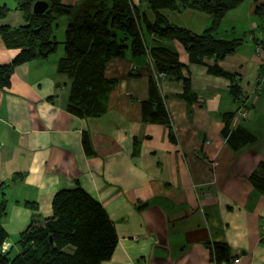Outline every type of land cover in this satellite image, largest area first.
Returning a JSON list of instances; mask_svg holds the SVG:
<instances>
[{
  "label": "crops",
  "instance_id": "1",
  "mask_svg": "<svg viewBox=\"0 0 264 264\" xmlns=\"http://www.w3.org/2000/svg\"><path fill=\"white\" fill-rule=\"evenodd\" d=\"M0 4L9 8L0 25L25 23L14 0ZM259 4L264 0H243L223 15L217 31L220 38L240 39L217 61L239 77L248 109L233 126L225 125L238 104L230 81L208 71L211 57L192 61L176 40L150 34L144 39L146 47L161 44L177 53L193 95L190 101L181 97L182 78L165 74L159 80L167 124L141 118L152 77L145 56L104 63L103 76L116 82L98 116L78 117L65 109L68 79L55 68L61 45L44 59L14 67L9 85L0 88L2 251L18 253L19 234L50 216L53 194L78 184L101 204L116 233L111 256L100 264H216L210 243L224 246L229 264H264V189L249 179L264 163V85L253 90L264 72V57L254 51L256 42L264 43V5L254 11ZM186 9L197 11H169L176 14H166L168 21L195 33L209 24L208 14H184ZM55 21L64 29L67 18ZM17 51L0 39V64ZM236 127L252 140L229 143Z\"/></svg>",
  "mask_w": 264,
  "mask_h": 264
},
{
  "label": "trees",
  "instance_id": "2",
  "mask_svg": "<svg viewBox=\"0 0 264 264\" xmlns=\"http://www.w3.org/2000/svg\"><path fill=\"white\" fill-rule=\"evenodd\" d=\"M34 0H14L24 24L0 25V39L6 48L17 53L7 64H0V88L9 85L14 67L44 59L61 45L62 54L56 60V71L68 79L65 109L78 117L98 116L105 108L107 94L116 80L103 76L104 63L112 57H143L147 50L153 68L167 75L182 78L181 97L190 101L188 81L181 76L182 63L175 51L161 44L144 45V35L178 41L192 61L211 57L208 71L230 81L229 91L236 99L239 77L224 71L217 61L234 51L240 39L218 36L223 15L243 0H138L142 5H132L128 0H77L64 4L61 0H45L47 9L41 14L31 13ZM264 4L255 6L259 13ZM192 8L210 16L209 24L195 33L171 23L166 11ZM9 11L0 4V17ZM59 16L67 18L62 40L52 31ZM264 49L263 42H256ZM256 44V45H257ZM152 77L148 83V99L141 102L144 122L168 123V116ZM233 111L227 115L225 125L231 123ZM237 128V127H236ZM232 128L228 142L238 139L252 140L240 129ZM231 132V131H230ZM84 145L86 139H83ZM86 151H90L86 149ZM249 179L259 190L264 189V163L259 162ZM6 212V200L1 193L0 221ZM51 238V242L49 241ZM6 232L0 223V264H100L108 259L116 245V233L101 204L78 184L58 189L51 198V214L36 224L29 223L19 234L16 244L19 251L9 257L2 251ZM210 256L215 263L224 259L225 248L210 243Z\"/></svg>",
  "mask_w": 264,
  "mask_h": 264
},
{
  "label": "built area",
  "instance_id": "3",
  "mask_svg": "<svg viewBox=\"0 0 264 264\" xmlns=\"http://www.w3.org/2000/svg\"><path fill=\"white\" fill-rule=\"evenodd\" d=\"M254 51H255V53L257 55H260V56H263L264 57L263 50H262V47L260 45H258V44L255 45L254 46ZM145 58H146V62L152 68L151 69V76H152V78L154 80L155 85L158 88V86H159V80L165 76V73L162 72V71H157V70H155L153 68L152 59L149 57L147 50H145ZM263 85H264V72L263 73H260L256 77V79H255V85H254V89L253 90L258 93L262 89ZM236 99L239 100V101H238V104L233 109V115L231 117V125L232 126L236 124V122L239 120V118L246 117L247 116V113H248V109L245 106V102H244V93L239 92V94L237 95ZM207 142L208 141L205 140V143H207ZM210 251L211 252L213 251V248H212L211 245H210ZM238 260H239V258H234V259H232L231 262L232 263H237ZM214 263H215V261H214ZM216 264H229V262L227 260H220Z\"/></svg>",
  "mask_w": 264,
  "mask_h": 264
},
{
  "label": "water",
  "instance_id": "4",
  "mask_svg": "<svg viewBox=\"0 0 264 264\" xmlns=\"http://www.w3.org/2000/svg\"><path fill=\"white\" fill-rule=\"evenodd\" d=\"M48 7V3L45 0H34L31 4V13L33 14H41L43 13ZM249 112V116L250 117ZM49 241L51 242V238L49 237Z\"/></svg>",
  "mask_w": 264,
  "mask_h": 264
},
{
  "label": "rangeland",
  "instance_id": "5",
  "mask_svg": "<svg viewBox=\"0 0 264 264\" xmlns=\"http://www.w3.org/2000/svg\"><path fill=\"white\" fill-rule=\"evenodd\" d=\"M205 14V13H202V12H199V11H190L189 9H186L185 13L184 14ZM166 14H176L174 12H169V11H166ZM55 25V26H54ZM54 30H57L55 31V35L56 37H61L63 35V28H62V24L60 25V23H58V21H55L54 22ZM57 25V27H56ZM143 35H144V38H146V33L143 31ZM59 46V45H58Z\"/></svg>",
  "mask_w": 264,
  "mask_h": 264
}]
</instances>
